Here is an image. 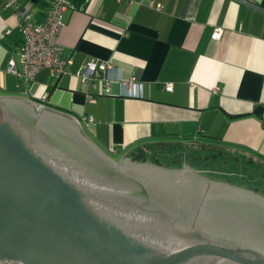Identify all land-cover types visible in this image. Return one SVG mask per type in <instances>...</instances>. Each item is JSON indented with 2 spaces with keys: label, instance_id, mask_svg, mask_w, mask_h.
<instances>
[{
  "label": "crops",
  "instance_id": "1",
  "mask_svg": "<svg viewBox=\"0 0 264 264\" xmlns=\"http://www.w3.org/2000/svg\"><path fill=\"white\" fill-rule=\"evenodd\" d=\"M49 1L17 0L30 3V23L44 19ZM154 1L159 9L148 0H68L57 35L66 72L41 70L25 85L6 68L9 58L20 68L21 36L16 11L0 0V95L75 118L118 159L203 174L211 159L223 180L264 192L251 186L264 182V0ZM90 58L112 65L108 92L87 86L92 102L74 75Z\"/></svg>",
  "mask_w": 264,
  "mask_h": 264
},
{
  "label": "water",
  "instance_id": "2",
  "mask_svg": "<svg viewBox=\"0 0 264 264\" xmlns=\"http://www.w3.org/2000/svg\"><path fill=\"white\" fill-rule=\"evenodd\" d=\"M122 158L0 95V264H264V194Z\"/></svg>",
  "mask_w": 264,
  "mask_h": 264
},
{
  "label": "built area",
  "instance_id": "3",
  "mask_svg": "<svg viewBox=\"0 0 264 264\" xmlns=\"http://www.w3.org/2000/svg\"><path fill=\"white\" fill-rule=\"evenodd\" d=\"M148 1L153 3L157 9L161 6L154 0ZM2 2L4 7H10L16 11L19 17L17 28L21 36L17 49L20 68H16L14 60L9 58L6 65L7 70L21 77L25 85L33 81L36 74L41 70H46L54 78L66 72L65 67L70 60L60 58L57 35L64 25L63 12L67 7L68 0H50L45 10V17L39 23L28 21L30 3L19 4L17 0H2ZM8 31L6 30V32ZM220 34L221 29L218 27L212 33V38H219ZM111 67L112 65L108 61L90 58L75 71L74 75L79 79L88 101H94L93 95L86 90L90 83L93 86H95V83L96 85L100 83L98 93L109 91L110 80L107 77V72ZM119 80L123 87L129 89L128 94H131V82L121 78ZM164 87L166 90H171L172 84L166 83ZM41 98H44V96L41 95Z\"/></svg>",
  "mask_w": 264,
  "mask_h": 264
},
{
  "label": "rangeland",
  "instance_id": "4",
  "mask_svg": "<svg viewBox=\"0 0 264 264\" xmlns=\"http://www.w3.org/2000/svg\"><path fill=\"white\" fill-rule=\"evenodd\" d=\"M110 157L111 158H113L114 160H118V156L117 155H110ZM201 163V162H200ZM205 163L208 165L209 164V166H203V165H199V166H201L202 168H203V170L205 171V175L206 176H208L209 178H211V179H218V180H223V178H229V177H226L225 175L227 174L226 172H224L222 169H216V168H214V167H211L212 165V161H211V159H209V161H207V162H205L204 161V165H205ZM213 164H215V163H213ZM216 167H218V166H216ZM202 170V169H201ZM222 174H225V175H222ZM256 175H258L257 173H256ZM255 175H253V177H254ZM223 177V178H222ZM222 178V179H221ZM263 180H264V178H263ZM257 184L259 183V182H256ZM260 185L261 186H259V184H258V186L256 185V184H251V186L253 187V188H259V187H261V189H263L264 190V182H261L260 181Z\"/></svg>",
  "mask_w": 264,
  "mask_h": 264
},
{
  "label": "flooded vegetation",
  "instance_id": "5",
  "mask_svg": "<svg viewBox=\"0 0 264 264\" xmlns=\"http://www.w3.org/2000/svg\"><path fill=\"white\" fill-rule=\"evenodd\" d=\"M124 157H125V156H124ZM124 157H123V158H124ZM127 157H128V156H127ZM123 158H122V159H123ZM132 160H133V161H137V160H134V159H132ZM137 162H144V161H137ZM260 192H261V191H260ZM262 194H264V192H262Z\"/></svg>",
  "mask_w": 264,
  "mask_h": 264
}]
</instances>
